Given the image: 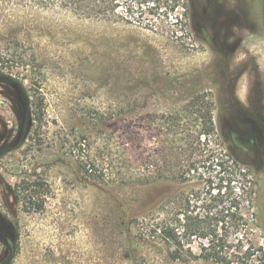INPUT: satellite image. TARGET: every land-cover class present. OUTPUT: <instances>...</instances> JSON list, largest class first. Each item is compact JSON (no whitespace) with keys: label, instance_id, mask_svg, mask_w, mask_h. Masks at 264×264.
Returning a JSON list of instances; mask_svg holds the SVG:
<instances>
[{"label":"rangeland","instance_id":"1","mask_svg":"<svg viewBox=\"0 0 264 264\" xmlns=\"http://www.w3.org/2000/svg\"><path fill=\"white\" fill-rule=\"evenodd\" d=\"M119 1L86 20L0 0V264H211L172 259L160 211L204 214L229 173L264 229V0H160L151 22ZM168 146L179 183L146 176Z\"/></svg>","mask_w":264,"mask_h":264},{"label":"trees","instance_id":"2","mask_svg":"<svg viewBox=\"0 0 264 264\" xmlns=\"http://www.w3.org/2000/svg\"><path fill=\"white\" fill-rule=\"evenodd\" d=\"M174 5L171 11L177 9V5L190 12V3L181 4L180 0H173ZM12 3L20 11L23 10H49L59 8L66 10L75 16L86 20L108 19L120 16L118 12L121 1L119 0H12ZM140 6L126 8V16L139 19L140 21H155L160 16L163 5L160 0H141ZM152 5V6H151ZM160 5V7H159ZM165 5V4H164ZM151 6V7H150ZM167 7V6H164ZM137 9L139 12L134 11ZM164 12V11H163ZM152 18V20H151ZM179 20V18H177ZM160 23V22H159ZM23 61V57L20 58ZM41 105L32 107L30 115L35 122L41 121ZM206 130L198 136L208 137L216 131L213 118L210 115L206 122ZM160 154L164 158L160 166ZM177 152L173 147H164L160 153V148L156 151V156L146 162V176L152 179L150 173L154 170L156 181L166 178L168 181L179 183L180 168L169 163L171 157L176 158ZM237 167L238 163H234ZM217 167L221 171H227L223 161L217 160ZM160 174V172H162ZM166 173V176L164 175ZM228 174L227 192L222 194L223 187L217 186L210 189V197L207 199V209L204 214L190 211L192 200L181 198L184 208L180 213L160 211V241L172 249V259L190 262L205 261L211 264H264V229L260 226V235L256 234L247 218L246 208L252 203L250 193L246 191V184L243 183L240 194L233 197L231 184L237 182V177ZM248 175H245L247 178ZM179 178V179H178ZM40 185V184H38ZM161 186V182H160ZM31 188L27 185L24 192ZM22 193V192H21ZM18 192L16 199L20 203L29 201L32 204V196L22 198ZM25 195V194H24ZM28 203V204H29ZM191 213V214H189ZM200 240L199 254L195 253L192 246L195 240Z\"/></svg>","mask_w":264,"mask_h":264},{"label":"flooded vegetation","instance_id":"3","mask_svg":"<svg viewBox=\"0 0 264 264\" xmlns=\"http://www.w3.org/2000/svg\"><path fill=\"white\" fill-rule=\"evenodd\" d=\"M251 122H252L251 124H252L254 131L255 132L257 131V134L259 133V135L263 137L264 136V126H261L257 123H256L257 126H255V122L253 120H251Z\"/></svg>","mask_w":264,"mask_h":264}]
</instances>
